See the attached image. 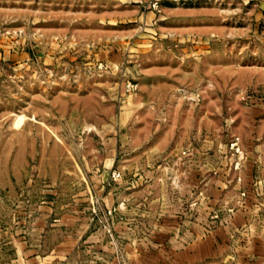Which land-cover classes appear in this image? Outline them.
Returning <instances> with one entry per match:
<instances>
[{"label": "rangeland", "instance_id": "rangeland-1", "mask_svg": "<svg viewBox=\"0 0 264 264\" xmlns=\"http://www.w3.org/2000/svg\"><path fill=\"white\" fill-rule=\"evenodd\" d=\"M0 264H264V0H0Z\"/></svg>", "mask_w": 264, "mask_h": 264}]
</instances>
